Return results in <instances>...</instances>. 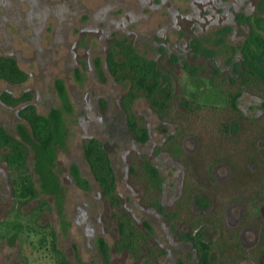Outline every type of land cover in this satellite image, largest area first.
Wrapping results in <instances>:
<instances>
[{
    "label": "rangeland",
    "instance_id": "374dc122",
    "mask_svg": "<svg viewBox=\"0 0 264 264\" xmlns=\"http://www.w3.org/2000/svg\"><path fill=\"white\" fill-rule=\"evenodd\" d=\"M247 1L220 0L212 7L214 13L220 14L218 19L192 26L193 17H187L197 13L198 0H0V55L12 56L26 74L25 81L19 84L0 79V92L8 91L14 96L28 92L27 102L39 114L48 116L55 110L59 115L60 138L55 137L44 149L27 142L30 150L27 163L39 198L49 203L39 221L53 226L57 247L72 264H196L190 243L177 236L186 230L191 217L198 213L210 217V212H218L227 226L241 224L239 203L249 197L240 180V163L247 158L244 132L240 134V125L236 124L238 128L232 126L231 134L222 142L216 130L219 117L209 110H186L183 103L190 99L187 92L196 89L191 77H201L207 82L215 73L209 64L211 60L188 55L186 41L192 36H210L212 42V34L219 27L236 24V31L227 35L222 51L243 38L247 44L251 43L257 27L262 29L261 17L255 20L256 29L248 21L234 22L236 12L244 11L245 6L246 13L255 10L254 4L245 5ZM120 39L132 42L149 65L156 60L163 71L169 67V74L162 76L157 90L166 99H172L169 115L159 118L143 97L132 104L135 115L143 116L142 121L148 127L150 140L146 144L135 143L126 126L120 100L128 82L115 80L104 63L111 42ZM214 43L218 48L220 39L215 38ZM159 47L167 52H161ZM171 53L182 59L171 63L168 59ZM239 53L234 54L239 58L236 60L246 57L245 63L255 62L258 67L251 68L263 72L258 58L249 59L245 50ZM225 55L221 56L223 60ZM192 64L199 68L190 67ZM226 67L225 74L229 69ZM202 88L201 85L197 93L202 103H224L223 99H216L215 89L208 96L200 93ZM257 96L243 88L238 99V105L250 118H256L264 109V100ZM21 104L7 106L0 102V125L18 138L28 132L27 124L17 114ZM90 137L99 139L108 154L115 176V194L120 199L118 207L92 177L84 159L83 143ZM170 142L184 144L183 158L191 177L204 189L200 193L202 201L194 202L191 209L179 205L182 168L169 159L165 145ZM159 146L164 151L156 155L154 150ZM200 155L203 162L197 160ZM144 156L159 171L164 190L160 201L170 218L140 201L143 184L138 171L131 173L129 168H135L138 159ZM212 157L223 159L228 166L221 164L216 168L215 182L207 178L206 170ZM246 167L245 160L241 171ZM72 168L76 169V176ZM8 175L9 170L0 161V220L11 215L16 207ZM228 200L238 203L225 209L222 205ZM35 204L33 200L21 211L27 212ZM120 208L129 212L139 229L150 234L138 256L114 249L117 238L114 214ZM173 212L176 213L172 216ZM243 237L250 243L254 234L245 229ZM36 238L30 234L21 244L7 237L1 239L0 264H53L48 250L38 248Z\"/></svg>",
    "mask_w": 264,
    "mask_h": 264
},
{
    "label": "trees",
    "instance_id": "16d2710c",
    "mask_svg": "<svg viewBox=\"0 0 264 264\" xmlns=\"http://www.w3.org/2000/svg\"><path fill=\"white\" fill-rule=\"evenodd\" d=\"M262 10L264 11V6ZM261 21V30H264V19ZM252 28L256 29V26ZM250 41L251 43L247 45L253 46L251 50L254 53L248 49L245 51V56L250 55L249 58H256V60L258 58L263 72L261 70V73H259V70L251 68L253 66L258 67L257 63L251 62L249 64L248 62L244 64L241 82H238L236 85H230L226 82H216L213 79H209L207 84L201 78H191V82L196 89L187 92L190 96L187 108L190 111L202 109L215 113V116L219 117L216 130L222 136L220 138L222 142L224 141L223 139L229 136V122L231 119L238 118L242 120L244 140L248 146L245 149L247 153V158L245 159L247 169L241 171L244 160L243 163H240V173L251 172L254 175L252 180L264 183V159L262 161L264 150L260 153L261 159H258L259 148L254 143L255 140L260 139L264 135V109L262 108L263 111L256 118H245L236 106V99L240 94L242 85L249 92L259 97H264V31H260L257 27ZM104 63L108 72L115 80H125L128 82V89L120 100L125 114L126 126L135 141L145 142L149 134L142 121L143 118H138L135 115L132 109L133 102L139 97L145 98L161 119L167 117L170 113L169 110H171L169 100L167 101V99L157 94V88L160 83L156 77L155 69L153 66L148 65V62L135 51L127 40H115L111 42L106 52ZM0 79L9 84H19L25 81L26 74L19 68L12 56L0 55ZM201 85L203 86L200 92L202 95L207 94L209 96V93L215 89L217 92L215 94L216 99H223L224 103L222 105L216 102L202 103L203 101L201 102L199 95H197L198 88ZM29 98L30 94L28 92H22L17 96L12 95L8 91L0 92V102L4 105L14 106L22 102L21 106L17 109V114L28 127V132L25 133L24 131L23 134L25 135L22 138H18L9 134L0 125V161L9 170L8 177L10 179L13 199L16 202V207L11 210L12 214L0 220V240L7 237L10 241H17L21 244L22 240L29 239L30 234H35L37 236L36 243L38 244V248H46L48 250L53 264H72L57 247V236L53 226L41 224L39 221L42 212L45 209H49V203L47 200L39 198V192L34 185V180L27 163L30 152L27 142H30V144L39 149H44L53 143L55 137L60 138L58 133L59 115L55 110H52L48 116L39 114L34 105L27 102ZM165 149H167L173 159L181 161L187 166V162L183 158L181 143L170 142L165 145ZM83 156L92 177L109 197L110 202L118 207L120 199L115 194V176L102 142L96 137L86 139L83 143ZM219 160L223 159L212 157L206 166L208 178L211 181H213L211 168ZM250 165L251 169H249ZM231 166L235 167V164L231 163ZM135 169L144 183L140 201L154 206L160 213L170 218L169 212L164 211L160 202L162 184L157 168L149 160H141L135 168L134 166L129 168L131 173ZM186 171V176L183 178V193L179 196V205L189 207L191 194L196 190V187L195 185L194 187L191 185L192 177L189 175V168ZM71 172L74 176L77 175L75 168H72ZM33 200H36L34 206L27 212L21 211L24 205ZM175 213L171 214L174 215ZM196 218L191 217L188 220L192 229L196 226L197 221H199ZM198 218L206 219L207 216ZM114 219L117 226V238L113 245L114 249L119 251L128 250L135 256L143 253L142 246L149 239V232L139 229L129 212L124 208H120L114 214ZM225 231L223 230L221 236L211 245L195 237L192 231L187 232L181 237L191 241L196 248V264H233L235 258L240 256L242 251L237 237L226 238L227 236L224 235ZM260 232L264 242V228ZM211 251L212 253H210Z\"/></svg>",
    "mask_w": 264,
    "mask_h": 264
},
{
    "label": "flooded vegetation",
    "instance_id": "af4514ba",
    "mask_svg": "<svg viewBox=\"0 0 264 264\" xmlns=\"http://www.w3.org/2000/svg\"><path fill=\"white\" fill-rule=\"evenodd\" d=\"M218 1H220V0H198V7H197V5L195 6V8L197 9V13L193 14V16L188 15V17H187L188 19H190L189 17H193L192 26H199L205 20L218 19L220 17V14L214 13V9H212V7L214 5H216L217 3L219 4ZM237 1H238V3L243 2V0H237ZM249 3L254 4V6L256 7L255 10L253 12L246 13L245 10L247 9V6H245L244 11L236 12L234 22L241 24L242 22L245 23L246 21H248L251 26L255 27V20H257L259 17H261L260 18L261 20L264 19V11L262 10V7L264 6V0H248L245 3V5L249 4ZM218 8H221V7H218ZM233 8H235V5ZM226 18H228V15H226ZM236 26L237 25L235 24V26L224 25L222 27H219L212 34V36H214V41L212 40V42L210 41V39H211L210 36L209 37L192 36V38L190 37L186 41L185 47L189 48V50H187L189 56L195 57V58H199V57L206 58L208 61L211 60V62L209 64L212 65V68L214 69L215 73L207 78V84H208L209 79H213L214 81H216V82L219 81L221 83L226 82L230 85H236L238 82H241V77H242V73L244 70V64H247V63H245L246 57L242 56L241 61L240 60L238 61L236 59H239V58H236V55H234V54L235 53L238 54L239 52L242 53L243 50L246 51V50H248L247 49L248 47L253 48V46H251V45L248 46L247 43L244 42L245 40L243 38V40H241V42H239L236 45H232L230 48H227V50H225V51H222L223 48H221V47H223L222 44L224 43L227 35L231 34V32L233 33L236 31V29H235ZM260 31L263 32V30H260ZM215 38L220 39V45L218 46V48H215L213 46V45H215V43H214ZM120 40H122V39H120ZM130 43L133 46L132 42H130ZM159 48H160L161 52H167L165 50V48H163V47H159ZM236 50L238 53L236 52ZM230 54H231V56H229ZM222 55H225L224 56L225 60H223V58L221 57ZM168 57H169L168 59L171 61V63H176L177 61L182 59V57H180L177 53H171L168 55ZM249 59L253 60V58H249ZM152 62H153V64H152L153 68L155 69V72H156V77L158 78L159 83H160L162 76L169 74L168 73L169 67H166L165 68L166 71H163L161 68H159L158 62L156 60H152ZM148 65H149V63H148ZM152 65H149V66H152ZM187 66H188V64H187ZM225 66H227L226 68H229V69H227V74H225L223 72V69L225 68ZM190 67L199 68L198 66L193 65V64ZM193 68H191V70ZM191 78H201V77L193 76ZM202 80L205 81L204 79H202ZM158 88H159V86H158ZM158 88H157V90H158ZM243 88H244V90H246L248 93L252 94L253 96L255 95L254 93L249 92L244 87V85H242L240 88V94L236 99V106L238 107V109L241 111V113L243 114V116L245 118H250L238 105V99L242 95ZM157 94H158V96L165 98L164 95L159 94L158 91H157ZM168 100H169V102H171L172 99H167V101ZM261 100L263 101L264 97H261ZM180 101L182 102V100H180ZM185 101H187V100H185ZM189 101H190V99L186 103H183L184 107H185L184 109H186V110H188L187 107H188ZM260 106H261V104H260ZM262 111H263V109L261 110V112ZM140 117L144 119L143 116H140ZM144 124H145L147 131H148V134H149L148 139L145 142H138V141H135L131 135V139L137 144H146L150 140V133H149L148 127L146 125V122ZM236 124L240 125V131H239L240 134L243 133L242 122L237 120V119H232L229 122V125H230L229 135L231 134L232 126L237 127ZM240 134L238 136H240ZM245 143L247 144L246 141H245ZM254 143H256V145L259 148L258 159H261L260 153H262L264 150V139H263V137H260V139L255 140ZM181 145H182V149H184L183 151H185L184 144L181 143ZM154 151L156 152V155H158L164 151V148L159 146V147H156ZM168 156L172 162H176V164L179 165L180 168H182L181 177L179 179V181H180L179 190L177 193V195H178L177 197H179L183 193V178L186 176V172H187L186 170H188V167L185 164H183L181 161L173 159L170 154ZM263 159H264V157L262 158V161H263ZM138 160H140V161L141 160H149L154 165L152 160L150 158H147L146 156H144L143 158H139ZM197 160L203 162V156L200 155ZM221 164L226 165L225 161L223 162V160H219L218 162H215L211 168V176L213 178V182H215V180H214L215 170H216V168L221 166ZM249 169H251V165H250ZM228 173H229V168H228ZM158 174H159V171H158ZM189 175L192 176L191 170H190ZM253 176L254 175H252L251 172L246 173V174L240 173V180L243 181L241 183V186L243 188H245L246 192L248 191L249 197L245 199L243 204L239 203L240 208H241L240 218L242 221L239 226H236V227L227 226L225 221L222 219V216L220 214H218V212H210V213H212V216H210V217H208L206 213H198V215L193 216V217H197L196 220L197 219L199 220V221H197L196 226L193 229L191 228L190 223L187 221L186 230L184 232L177 233L178 238H180L181 240H184V241L186 240L187 242L190 243V245L192 246L193 251L195 253V256H196V248L194 247L193 243L191 241L185 239L184 237H181L182 235L186 234L189 231H192V234L195 235V237H198V239H200L203 242L211 245L218 239L219 236H221V232L223 230H226L225 231L226 233H224V235L227 236L226 238L233 237V236L237 237L238 243L240 245V249L242 251L241 255L237 256V258H235L233 264H237L239 262L248 263V264H264V246H263L264 242L262 240L263 237H262L261 232H260L264 228V216L262 214L263 213V204H264V185H263L264 183H262V182L259 183V182H257V180H252ZM208 177L209 176L207 174V178ZM246 177L248 179H246ZM142 184L144 187L143 182H142ZM161 184H162V181H161ZM191 185L193 187L195 185L196 190L194 192H192V194H191V200L189 203L190 209L192 208V205L194 202L198 203V202L202 201L203 196H201L200 193H202L204 190L196 183L194 178H192V180H191ZM193 190H194V188H193ZM163 191L164 190H163V184H162L161 196L163 194ZM160 200H161V197H160ZM235 203H238V201L237 200H233V201L228 200V202H226L222 206L225 207V209H226L228 206L235 204ZM161 205H162V203H161ZM152 207H154V206H152ZM162 207H163V205H162ZM160 214L162 216H165L163 213H160ZM195 214H197V213H195ZM203 216H207V218L206 219L198 218V217H203ZM177 223L179 224L180 222H177ZM245 229L250 230L254 234V237H253L254 239L250 243L248 242V240L245 241V239L243 237ZM207 232H209L210 234H207ZM210 253H212V251ZM196 259H197V256H196ZM195 263H196V261H195Z\"/></svg>",
    "mask_w": 264,
    "mask_h": 264
}]
</instances>
